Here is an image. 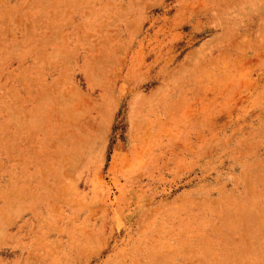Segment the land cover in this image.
Segmentation results:
<instances>
[{"label":"rangeland","instance_id":"374dc122","mask_svg":"<svg viewBox=\"0 0 264 264\" xmlns=\"http://www.w3.org/2000/svg\"><path fill=\"white\" fill-rule=\"evenodd\" d=\"M0 264H264V0H0Z\"/></svg>","mask_w":264,"mask_h":264}]
</instances>
